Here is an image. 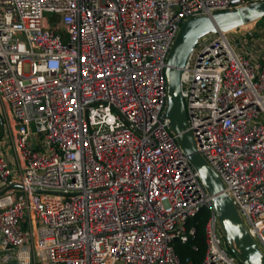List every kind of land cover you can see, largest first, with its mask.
<instances>
[{
    "label": "built area",
    "instance_id": "1",
    "mask_svg": "<svg viewBox=\"0 0 264 264\" xmlns=\"http://www.w3.org/2000/svg\"><path fill=\"white\" fill-rule=\"evenodd\" d=\"M256 1L0 0V263L194 264L175 242L206 207L201 264H241L166 115V67L185 21ZM245 26L200 37L181 86L264 254V30Z\"/></svg>",
    "mask_w": 264,
    "mask_h": 264
},
{
    "label": "water",
    "instance_id": "2",
    "mask_svg": "<svg viewBox=\"0 0 264 264\" xmlns=\"http://www.w3.org/2000/svg\"><path fill=\"white\" fill-rule=\"evenodd\" d=\"M264 18V0L233 10H221L211 16H198L185 21L171 47L166 67L168 89L167 116L172 130L184 147L191 164L199 171L206 189L214 195L221 228L234 254L243 264H264V254L249 234L233 199L223 192L217 172L198 152L195 139L188 129V114L182 96L181 72L198 39L218 30L227 31Z\"/></svg>",
    "mask_w": 264,
    "mask_h": 264
},
{
    "label": "trees",
    "instance_id": "3",
    "mask_svg": "<svg viewBox=\"0 0 264 264\" xmlns=\"http://www.w3.org/2000/svg\"><path fill=\"white\" fill-rule=\"evenodd\" d=\"M263 19L258 20L257 23L262 22ZM209 215V209L203 207L195 216L189 219L188 226L195 227L196 234L191 236L190 240L186 243L175 242L177 253L182 259L190 258L194 264L202 263L207 251L205 228Z\"/></svg>",
    "mask_w": 264,
    "mask_h": 264
},
{
    "label": "rangeland",
    "instance_id": "4",
    "mask_svg": "<svg viewBox=\"0 0 264 264\" xmlns=\"http://www.w3.org/2000/svg\"><path fill=\"white\" fill-rule=\"evenodd\" d=\"M46 15L51 16L52 14L51 13H46ZM245 28H252V29H255V30H264V19L260 23H251V24L245 26ZM0 117L2 118V121L4 120V126H5V121H6V118H5V106L1 102V100H0ZM0 122H1V120H0ZM4 129H5V127H4ZM1 132H2V126L0 125V134H1ZM240 263L243 264L241 261H240Z\"/></svg>",
    "mask_w": 264,
    "mask_h": 264
},
{
    "label": "crops",
    "instance_id": "5",
    "mask_svg": "<svg viewBox=\"0 0 264 264\" xmlns=\"http://www.w3.org/2000/svg\"><path fill=\"white\" fill-rule=\"evenodd\" d=\"M257 23V22H256ZM1 118V117H0ZM2 118H1V122H0V125L2 126V130H3V123H2ZM0 264H16L15 261H11V262H8V263H0Z\"/></svg>",
    "mask_w": 264,
    "mask_h": 264
}]
</instances>
